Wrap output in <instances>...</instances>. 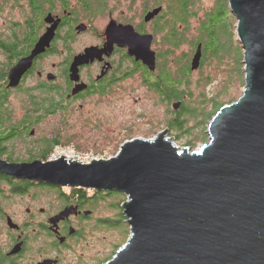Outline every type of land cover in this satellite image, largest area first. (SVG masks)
Instances as JSON below:
<instances>
[{
	"label": "water",
	"instance_id": "water-1",
	"mask_svg": "<svg viewBox=\"0 0 264 264\" xmlns=\"http://www.w3.org/2000/svg\"><path fill=\"white\" fill-rule=\"evenodd\" d=\"M228 2L243 48L245 87L239 99L212 117L209 140L199 149L177 146L164 130L153 139L125 141L114 157L88 164L64 158L0 161V172L18 180L124 195L121 209L130 234L103 264H264V0ZM161 10L158 6L147 11L144 23ZM54 26L12 69L11 87L48 45ZM105 36L103 49L87 48L75 57L73 81L79 80V66L108 55L114 46L127 48L128 56L155 70L152 34L111 20ZM200 58L198 45L192 70ZM81 89L76 86L73 94ZM179 106L172 104L174 110ZM68 215L66 209L54 222Z\"/></svg>",
	"mask_w": 264,
	"mask_h": 264
},
{
	"label": "flooded vegetation",
	"instance_id": "flooded-vegetation-1",
	"mask_svg": "<svg viewBox=\"0 0 264 264\" xmlns=\"http://www.w3.org/2000/svg\"><path fill=\"white\" fill-rule=\"evenodd\" d=\"M107 11L90 16L76 0H0V161H71L67 154L79 145L76 136L81 133L79 123L72 119L74 113L91 102L90 124L99 127L98 116H94L96 102L118 93L124 81L139 74L136 64L142 63L128 56L127 48L114 46L108 55L79 66L78 81L71 79L77 55L87 48L105 47V29L111 20L136 30L138 24L110 14L101 34H96V42L76 50L78 37L95 32V19ZM81 24L85 30L78 31ZM52 26L55 29L48 45L11 87L12 69L31 55ZM76 86L82 89L73 94ZM107 194L18 180L0 172V264H62L75 244L107 225L108 219L96 216ZM14 201H20L23 208L12 210L9 204ZM66 209L69 215L54 222Z\"/></svg>",
	"mask_w": 264,
	"mask_h": 264
},
{
	"label": "trees",
	"instance_id": "trees-1",
	"mask_svg": "<svg viewBox=\"0 0 264 264\" xmlns=\"http://www.w3.org/2000/svg\"><path fill=\"white\" fill-rule=\"evenodd\" d=\"M109 1L76 0L90 16L109 10ZM126 1L130 6L140 4L142 18L147 11L162 6L159 15L149 24L153 42H158L160 48H156L155 70L150 72L140 63L136 66L144 87L168 107L169 137L194 150L198 144L208 142L207 127L212 117L223 105L238 98L226 100L234 80L240 89L245 87L243 48L236 36L237 20L230 12L229 2L214 0L207 9L201 6V0ZM145 28L142 20L136 26L142 33L147 32ZM198 45L201 46L199 67L192 70L191 60ZM185 47L189 53L183 51ZM194 72L198 73L196 95L191 89ZM213 85L216 92H207ZM174 102H180L177 110L172 108ZM107 196L120 197L121 202H115L112 207L119 209L121 218L125 219L121 209L125 196L117 192H108ZM106 224L116 227L109 219Z\"/></svg>",
	"mask_w": 264,
	"mask_h": 264
},
{
	"label": "rangeland",
	"instance_id": "rangeland-1",
	"mask_svg": "<svg viewBox=\"0 0 264 264\" xmlns=\"http://www.w3.org/2000/svg\"><path fill=\"white\" fill-rule=\"evenodd\" d=\"M118 1L110 0L108 3L109 10L104 16L95 19L93 23L95 32L93 31L91 34L85 32L78 37L75 44L76 50L96 42V34H101L104 26L109 21L110 14L115 19L125 18L131 24L137 25L140 23L142 20L140 4L135 3L130 6L126 0ZM213 1L201 0V6L209 9ZM145 30L152 34L150 25H146ZM157 43L154 44L153 42L152 45V49L155 52L160 49L157 47ZM183 51L189 53L187 47L183 48ZM125 65L129 66V62H125ZM197 78L198 73L194 72V82L193 86H191L194 95L197 94L195 86ZM243 90L240 89L234 80L230 85L229 96H227L226 100L237 97L239 99ZM213 91L216 92L214 85L207 90V92ZM91 104V102H87L82 110L74 113L72 118L79 123L81 133L76 136V141L79 145L74 152L67 154L70 159L80 162L83 158L91 155L98 157L97 160L110 159L118 153L125 141L137 138L153 139L160 132L168 130L166 123L169 116L166 103L160 102V99L154 93L149 92L144 87L139 74L133 79L124 81L120 85L118 93L105 98V100L96 102L98 112L95 110L94 116H98V120L101 123L99 127H93L90 124L91 118L88 107ZM59 119H67V116ZM170 138L174 139V137ZM175 144L179 147H186L176 141ZM202 145L203 143L198 144L194 150L199 149ZM188 148L192 150L191 147ZM105 198V203L99 207L100 209L96 216L113 220L116 227L100 226V228L90 232L89 236L82 239L80 244H75L74 249L65 255L62 264H103L107 258L113 256L117 251V247L119 248L128 239L130 227L126 223V219L121 218L120 210L112 207L115 202H121L120 197L115 198L105 195ZM125 200L126 198L124 197L123 202ZM9 205L14 211L23 208L20 201L10 202Z\"/></svg>",
	"mask_w": 264,
	"mask_h": 264
},
{
	"label": "built area",
	"instance_id": "built-area-1",
	"mask_svg": "<svg viewBox=\"0 0 264 264\" xmlns=\"http://www.w3.org/2000/svg\"><path fill=\"white\" fill-rule=\"evenodd\" d=\"M71 160H72V161L79 162V161H77V160H73V159H71ZM78 160H80V159H78ZM94 160H97V157L91 155V156H88V157L83 158V160H81L80 163L88 164V163H90V162H92V161H94Z\"/></svg>",
	"mask_w": 264,
	"mask_h": 264
}]
</instances>
